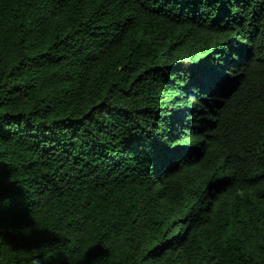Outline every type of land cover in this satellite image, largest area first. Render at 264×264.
Instances as JSON below:
<instances>
[{"label": "trees", "instance_id": "obj_1", "mask_svg": "<svg viewBox=\"0 0 264 264\" xmlns=\"http://www.w3.org/2000/svg\"><path fill=\"white\" fill-rule=\"evenodd\" d=\"M79 257L264 264V0H0V264Z\"/></svg>", "mask_w": 264, "mask_h": 264}, {"label": "snow or ice", "instance_id": "obj_2", "mask_svg": "<svg viewBox=\"0 0 264 264\" xmlns=\"http://www.w3.org/2000/svg\"><path fill=\"white\" fill-rule=\"evenodd\" d=\"M89 2H92V0H89ZM100 0H95V3L99 4ZM226 69L222 70V77L226 76ZM175 141L176 138H173ZM180 142L176 141L175 143L172 141H160L157 140L156 144L154 145V150L158 154L159 158L163 160L167 155H170L172 153H175L177 151H180L178 144ZM87 251V250H86ZM92 253H88V256H90ZM80 264H85V261L88 259V257H79ZM53 264H66V261H54ZM88 264H90V261L88 260Z\"/></svg>", "mask_w": 264, "mask_h": 264}]
</instances>
